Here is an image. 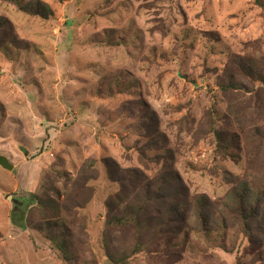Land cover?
<instances>
[{"label":"rangeland","instance_id":"obj_1","mask_svg":"<svg viewBox=\"0 0 264 264\" xmlns=\"http://www.w3.org/2000/svg\"><path fill=\"white\" fill-rule=\"evenodd\" d=\"M257 1L22 0L46 5L53 15L42 19L0 0V41L9 43L0 51V156L13 166L0 168V264H121L108 255L125 264H264ZM251 63L255 73L244 77L240 66ZM229 80L244 88L222 92ZM165 172L178 182L159 190ZM245 181L247 196H258L247 227L220 205ZM146 184L157 200L140 227L105 228ZM32 194L68 207L70 263L25 228ZM201 195L211 208L195 229L192 202ZM45 216L35 208L29 222ZM181 236L184 245H171ZM137 239L144 251L134 254Z\"/></svg>","mask_w":264,"mask_h":264},{"label":"trees","instance_id":"obj_2","mask_svg":"<svg viewBox=\"0 0 264 264\" xmlns=\"http://www.w3.org/2000/svg\"><path fill=\"white\" fill-rule=\"evenodd\" d=\"M10 3L15 5L19 10L24 11V13L33 16V17H40L42 19H48L52 17L51 10L44 4H40L39 2H29V3H22V0H9ZM257 5L260 6L264 10V1H257ZM4 20L0 18V31L5 26ZM9 44L4 43L0 41V51L2 48ZM241 73L244 77H252V74L255 73V65L250 64L247 70H244V67L240 66ZM258 83H264V80L262 78H258L256 80ZM219 88L222 90V92H227L229 90H238L243 89L244 87L239 84L235 83L231 80H229L226 84H219ZM147 120V117H146ZM214 135L216 139H219L220 134L217 131H214ZM158 185V189L162 190L165 188H169L171 186H174L178 182V178L176 176L171 175L170 173H162L161 176H158L155 181ZM147 185V184H146ZM150 185L146 186L145 193L141 199H138L135 197L133 201H136L135 205H128L124 213L120 215H114L105 220L104 225L105 228H115V227H127V226H134V227H140V216L145 213L146 206L149 204V202L153 199L154 201L157 200L156 197H149V190ZM247 182H242L238 185V187L233 188L230 193L227 194L226 198L221 201L220 205L224 209L226 208L230 214H233L234 212H239L241 215V218L243 220V225L245 227L248 226V223L251 221V218L253 216V210L252 207L258 203V196L250 197L247 196ZM177 195V194H174ZM31 205L27 208L24 217L22 220L24 221L25 228L32 227L38 232H40L43 237L50 242L52 247L61 255L62 260L66 261L67 263H70L74 258V249L72 245V232L70 226V216H69V209L67 206H62L61 208L58 207L52 200L49 199H43L40 198L36 194H32L30 196ZM249 199V200H247ZM122 201L121 199L119 200ZM76 206L72 208H78L79 205L76 203ZM192 205L194 207L195 214H193L195 219H198L200 221V226H197L195 229H199L202 224H205L207 222L208 217L205 215L206 212L211 208V204L209 200L206 198V196L201 195L197 198L193 199ZM184 204L178 203L175 205V207L171 210H169V214L172 217H178V213L182 209ZM191 207V205H190ZM41 209L42 211H46L45 218H43L42 223H36L33 224L29 222V215L33 209ZM47 210L49 212H47ZM33 224V225H31ZM72 224V221H71ZM18 225V224H17ZM217 226H220V230H224L226 225H224V222L222 218H219ZM188 226H184L182 229H187ZM156 231H159L156 230ZM193 229H191V232ZM202 231V230H201ZM205 231L206 236L208 237L211 232L209 230H203ZM184 233L186 231L184 230ZM185 236V235H184ZM184 236H181V241L179 243L176 242H170L171 245L175 246H182L185 243ZM220 247H223L220 245ZM104 248L106 250L107 244L104 243ZM144 251V244L137 239L135 241V246L131 253L139 254ZM133 255V254H132ZM108 258L110 261H115L116 263L125 264L126 259L125 258H119L117 260L113 259L110 255H108Z\"/></svg>","mask_w":264,"mask_h":264},{"label":"water","instance_id":"obj_3","mask_svg":"<svg viewBox=\"0 0 264 264\" xmlns=\"http://www.w3.org/2000/svg\"><path fill=\"white\" fill-rule=\"evenodd\" d=\"M0 168L6 171H12L13 166L10 164L7 158L0 156Z\"/></svg>","mask_w":264,"mask_h":264}]
</instances>
